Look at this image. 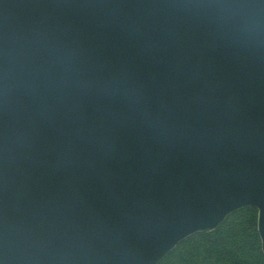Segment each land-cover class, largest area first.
<instances>
[{
	"label": "water",
	"instance_id": "95a60500",
	"mask_svg": "<svg viewBox=\"0 0 264 264\" xmlns=\"http://www.w3.org/2000/svg\"><path fill=\"white\" fill-rule=\"evenodd\" d=\"M257 210L264 0H0V264H158Z\"/></svg>",
	"mask_w": 264,
	"mask_h": 264
},
{
	"label": "trees",
	"instance_id": "16d2710c",
	"mask_svg": "<svg viewBox=\"0 0 264 264\" xmlns=\"http://www.w3.org/2000/svg\"><path fill=\"white\" fill-rule=\"evenodd\" d=\"M158 264H264L257 210L244 207L216 229L186 237Z\"/></svg>",
	"mask_w": 264,
	"mask_h": 264
}]
</instances>
